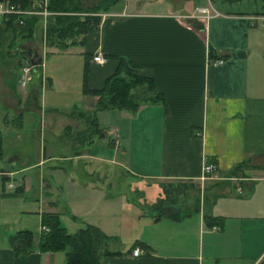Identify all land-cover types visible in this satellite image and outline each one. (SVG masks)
Masks as SVG:
<instances>
[{"label": "crops", "instance_id": "0c3cea01", "mask_svg": "<svg viewBox=\"0 0 264 264\" xmlns=\"http://www.w3.org/2000/svg\"><path fill=\"white\" fill-rule=\"evenodd\" d=\"M47 2H33L47 13H35L32 39L19 42L26 57L25 48L41 56L25 86L17 84L19 55L5 52L6 39L1 46L14 72L0 73L2 159L13 165L0 170V264H64L63 250L36 248L42 212L57 213L69 232L90 223L109 235L105 248L119 252L97 264H264V27L246 19L264 13V0H114L97 12L79 0L87 10L75 13L99 21L63 49L43 44ZM208 50L222 62H208ZM97 51L101 62L91 60ZM120 56L151 79L157 97L132 112L98 110L107 118L85 137L83 110L96 96L83 84L99 87L119 64L123 72ZM205 161L214 171L201 179ZM132 179L154 184L155 200L163 181H198L199 201L178 203L176 217L156 219L155 200L129 214L124 184ZM206 214L220 222L208 226ZM23 228L32 249L13 254L9 238Z\"/></svg>", "mask_w": 264, "mask_h": 264}, {"label": "trees", "instance_id": "16d2710c", "mask_svg": "<svg viewBox=\"0 0 264 264\" xmlns=\"http://www.w3.org/2000/svg\"><path fill=\"white\" fill-rule=\"evenodd\" d=\"M18 5L20 8H28L32 6L35 0H8ZM114 0H97L90 9L94 12L107 9ZM79 0H48L46 9L51 11L47 16L44 27V42L46 46H56L59 49L65 48L75 36L84 34L85 31L95 27L99 21V15L90 13L79 16L75 11L79 10ZM18 19L21 21L19 22ZM39 20V16L35 13L16 14L2 13L0 20V55L3 53L2 44L6 39V53H19L17 57V65L19 68L22 58H26L24 54L25 44H19V40L32 39L35 26ZM81 39L83 37L80 36ZM80 39V40H81ZM223 57L210 50L207 52L208 58ZM89 53L84 52V70L87 67ZM119 61L124 68L121 72L120 64L113 73L107 75L99 87L88 88L83 84V92L95 95L94 105L90 109L83 110L85 128L78 133H84L85 137L89 135L94 138L99 134L97 127L96 112L103 109H125L130 112L134 111L138 104L142 101L154 100L157 94H149V88L152 81L149 77L138 73L135 66L122 56ZM34 66V65H33ZM245 162L241 161L229 168L227 176L236 174ZM13 165L10 163L5 165L2 159V136L0 132V170H10ZM209 175V174H208ZM3 179V177H1ZM161 193L151 205V212L154 217L162 216L176 217L179 208L176 207V198L183 194L187 201L191 200V196L187 195V191L194 188L192 182L183 183L179 181H171L160 184ZM207 202L206 197L204 198ZM194 206L199 201V195L196 194L191 200ZM178 204V203H177ZM209 216V217H208ZM205 223L213 226L220 222L217 216L205 215ZM41 225L46 229H41L35 243L39 251H57L63 250L65 254L64 264H97L100 258L106 254H116L119 251H111L105 248V240L109 237L98 226L85 223L76 230L69 232L59 221L57 213L42 212ZM11 250L13 254L27 253L32 249L33 240L32 232L27 229H19L15 231L9 238Z\"/></svg>", "mask_w": 264, "mask_h": 264}, {"label": "rangeland", "instance_id": "374dc122", "mask_svg": "<svg viewBox=\"0 0 264 264\" xmlns=\"http://www.w3.org/2000/svg\"><path fill=\"white\" fill-rule=\"evenodd\" d=\"M88 1V4L86 6H94L93 4L97 1V0H87ZM80 4V2H79ZM92 5V6H91ZM86 6L82 5L80 7V5L78 6L79 9H83L85 10ZM30 8H32L30 6ZM87 10V8H86ZM29 14V13H27ZM43 36V39H44V34H42ZM23 41H28V39H25V40H19L18 42H23ZM45 42L43 41V44ZM3 51V50H2ZM20 53V52H19ZM19 53H10V58H14L16 56V54H19ZM9 55L8 54H4V51L3 53L0 55V73L3 75V72L7 73V76L9 77L10 75L13 74L14 72V62H12V64L10 65L7 61H8V58ZM40 64V63H38ZM3 71V72H2ZM10 74V75H9ZM34 75V67H33V73ZM18 75H19V71H18ZM32 75V76H33ZM7 76L3 75V77L7 78ZM13 83H14V80H13ZM17 84L19 87H21L18 83V77H17ZM20 89V88H19ZM12 92H14V85L12 86ZM104 110V109H103ZM102 111V110H101ZM99 118H97V122L99 124V126H102L104 124V120H106L105 118H107V116L103 113H99ZM108 115V120L110 118V114H107ZM108 122L109 124V121H106ZM24 142V141H23ZM22 148H25V149H28L30 148L29 146V143H23L22 144ZM240 170V169H239ZM239 170H237V174H239ZM204 179L206 177H203ZM202 179V178H201ZM210 180V179H208ZM163 183H166V181H163ZM193 185H194V188L190 189L189 191H187V195L191 196V200H193V197H195L196 194L200 195V183L198 181H194L192 182ZM129 184V185H128ZM125 186V190H126V193H125V203L126 205L125 206H128V207H131V209H127V213H133V205H137V206H149L151 204L152 201L155 200V193H153L154 191V184L153 185H146L144 184L142 181L140 180H136V179H132V180H129L126 184H124ZM187 198L185 195L183 194H180L177 198H176V207H178L180 209V205L177 204V203H181L183 201H186ZM181 210H186L188 207V205H183L181 206ZM124 218H126V215L124 216ZM123 229L124 231H127L129 232L130 234L132 233V231H134L135 229L134 228H131L130 227V224H125L123 225ZM118 246L117 243H115L114 241H111L110 242V246Z\"/></svg>", "mask_w": 264, "mask_h": 264}, {"label": "built area", "instance_id": "2783aa9c", "mask_svg": "<svg viewBox=\"0 0 264 264\" xmlns=\"http://www.w3.org/2000/svg\"><path fill=\"white\" fill-rule=\"evenodd\" d=\"M196 10L198 12L201 13L202 17L206 18L209 16V13L207 12V10L204 7H197ZM16 13V14H27V13H42V14H46L47 11L45 10V8L42 9H35V8H28V9H22L20 8L18 5H15L11 2H9L8 0H1L0 1V13ZM215 13V12H214ZM246 19L248 21V24L250 26L253 25H258L260 27H264V13H252V14H247L246 15ZM18 21L20 22L21 20L18 19ZM105 58L104 56L100 53V52H95L92 54L91 56V60L92 61H96V62H101L103 61ZM222 57H216V58H207V61L212 63V64H218L220 62H222ZM33 73V65L29 63L28 58H22L20 61V65H19V75H18V83L21 87L25 86L26 83L32 79V74ZM112 135L114 134L113 132L111 133ZM214 171V164L213 162H207L205 161L202 164L201 167V174H200V178L206 177L208 174L212 173ZM7 173L8 172H4ZM10 185V183L8 184ZM214 227V225L212 226ZM42 229H46L45 226H41ZM140 250L138 247H134L132 249V253L133 254H139Z\"/></svg>", "mask_w": 264, "mask_h": 264}, {"label": "water", "instance_id": "95a60500", "mask_svg": "<svg viewBox=\"0 0 264 264\" xmlns=\"http://www.w3.org/2000/svg\"><path fill=\"white\" fill-rule=\"evenodd\" d=\"M25 52L30 64L35 65L40 61L41 56L35 49L25 48Z\"/></svg>", "mask_w": 264, "mask_h": 264}]
</instances>
